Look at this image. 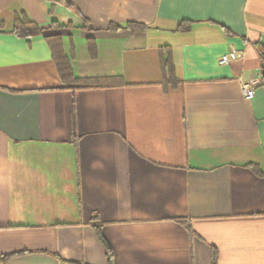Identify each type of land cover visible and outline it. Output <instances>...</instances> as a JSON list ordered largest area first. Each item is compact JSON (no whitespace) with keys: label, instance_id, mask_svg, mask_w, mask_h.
<instances>
[{"label":"crops","instance_id":"crops-1","mask_svg":"<svg viewBox=\"0 0 264 264\" xmlns=\"http://www.w3.org/2000/svg\"><path fill=\"white\" fill-rule=\"evenodd\" d=\"M62 1L0 0V262L264 264V0Z\"/></svg>","mask_w":264,"mask_h":264},{"label":"trees","instance_id":"trees-1","mask_svg":"<svg viewBox=\"0 0 264 264\" xmlns=\"http://www.w3.org/2000/svg\"><path fill=\"white\" fill-rule=\"evenodd\" d=\"M47 1L57 3V4H63L62 0H47ZM65 6L67 8H71L70 4H65ZM85 27L86 26H84L83 28ZM60 28L61 26H59L56 22H52L49 28H46V29L41 28L37 26L31 19H29L24 11H20L18 13H15L14 15L13 24H12L10 33L18 38H26V39L42 35L51 50L52 59H53V62L55 63L57 72L59 74V77L62 83L63 84H72V83L75 84V83L84 82L83 80H79L75 78L72 74L68 57L65 55L63 48H62V37L59 33H57L58 29ZM189 28H190V22H181L177 30L186 32L189 30ZM114 29L115 30L124 29V30H129L133 32L135 30L142 31L144 28L142 26L129 23V24H126L124 28L114 26ZM255 49L257 50V53L259 55L261 69L264 71V47L261 44L257 43L255 45ZM163 66L167 68L169 71L168 78H164L161 83L163 85L164 91H166L168 86H175L178 81L174 75L169 58H164ZM113 82H114L113 80L107 81V82H101V84L98 82H94L95 84L94 86L99 87V88L112 87L111 85H113ZM251 167L253 169H256L252 165ZM94 217L96 219L97 216L95 215ZM93 223H97V222H93ZM100 227H101L100 225H94L95 237L97 238L98 242L103 247L107 264H113L112 250L109 244L107 243V241L103 238ZM5 259L6 257H3L1 259L0 264L1 263L3 264Z\"/></svg>","mask_w":264,"mask_h":264},{"label":"built area","instance_id":"built-area-1","mask_svg":"<svg viewBox=\"0 0 264 264\" xmlns=\"http://www.w3.org/2000/svg\"><path fill=\"white\" fill-rule=\"evenodd\" d=\"M242 57H243L242 54L235 52V51H231L230 53L223 55L218 60V64L220 66H224V65H227L230 61L237 60ZM256 82H257V79H251L246 83L244 82L240 83V92L243 98L249 100L254 96V87L256 85Z\"/></svg>","mask_w":264,"mask_h":264},{"label":"water","instance_id":"water-1","mask_svg":"<svg viewBox=\"0 0 264 264\" xmlns=\"http://www.w3.org/2000/svg\"><path fill=\"white\" fill-rule=\"evenodd\" d=\"M261 76L264 79V71L263 70L261 71Z\"/></svg>","mask_w":264,"mask_h":264}]
</instances>
